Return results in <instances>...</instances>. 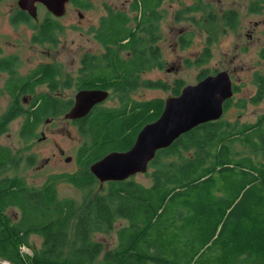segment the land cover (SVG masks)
Here are the masks:
<instances>
[{"label": "trees", "instance_id": "obj_1", "mask_svg": "<svg viewBox=\"0 0 264 264\" xmlns=\"http://www.w3.org/2000/svg\"><path fill=\"white\" fill-rule=\"evenodd\" d=\"M165 1L134 0L133 11L140 15L132 18L125 11L109 8L103 17L96 36L107 48L102 56L86 54L83 58L81 88L114 91L120 95V104H98L85 117L73 120L86 137L77 157L81 169L52 174L39 188L28 186L19 176L0 179V264H264V116L254 123L223 117L205 122L157 152L145 173L149 184L131 176L94 189L99 180L91 172V164L110 151L130 148L143 126L163 111L165 100L161 98L130 96L140 86L167 88L161 80H141L147 70L164 67L159 7ZM71 3L79 8L91 6L87 0ZM201 9V3L187 6L176 20H182L185 12ZM263 10L264 0H250V12ZM109 17L115 19L104 26ZM15 20L35 23L23 10L15 13ZM133 20L136 26H131ZM198 24L206 29L209 41L215 42L217 27L236 29L239 13L235 9L220 15L210 12ZM58 26L55 18L47 19L35 39L55 42ZM124 29L129 32L123 34ZM116 39L119 42L113 41ZM188 43L182 37L181 44ZM124 51L129 52L128 57ZM259 53L264 61V48ZM211 55L207 49L194 63L200 65ZM17 65L13 55L0 58V73L9 74L6 88L13 97L0 114V138L25 113L20 135L29 142L44 118L65 114L74 100L62 101L52 93L58 87L54 65L39 67L35 77L45 71L34 80L32 74L18 76ZM256 80L253 103L264 98V75ZM42 83H48L50 91L35 94L26 108L21 97L34 94ZM183 86V80H178L174 94H180ZM238 89L234 84V91ZM232 98L225 102V111ZM118 144L126 147L115 148ZM239 144L245 147L238 149ZM34 162L30 157L29 163ZM20 163L21 158L0 143V170L17 168ZM58 180L87 189V194L81 201L60 197ZM10 208L19 209L17 219ZM119 220L127 224L117 229V246L105 251L94 236L111 233ZM32 234L43 238L41 248L31 245ZM23 246L33 249V254L25 253Z\"/></svg>", "mask_w": 264, "mask_h": 264}, {"label": "rangeland", "instance_id": "obj_2", "mask_svg": "<svg viewBox=\"0 0 264 264\" xmlns=\"http://www.w3.org/2000/svg\"><path fill=\"white\" fill-rule=\"evenodd\" d=\"M87 1L91 5L89 8H79L69 3L65 15L54 17L59 23L58 32L55 42H48L35 39L40 30L38 23L36 28L28 23L12 24L11 15L18 9L17 0H0V56L16 55L18 76L25 77L29 73L32 74V80L35 79L40 64H53L58 71V87L52 93L62 101L74 100L75 95L82 89L85 75L82 61L85 55L104 54L107 47L100 43L96 34L102 26L103 17L109 14V8L125 11L132 18L140 15V12L133 11L134 0ZM249 2L250 0H166L159 7L163 14L159 23L161 30L159 45L162 48L164 67L147 70L141 80L142 82L161 80L167 88L150 89L140 86L131 92L130 98L166 100L168 97L176 96L173 90L178 80H183L184 86L196 84L207 75L228 70L233 84L239 89L234 93L229 109L224 111L223 118L232 122L238 120V123L257 122L261 116H264V98L257 103L252 101L258 92L256 77L264 75V61L259 53L264 48V10L260 13L250 12ZM198 3L202 4L201 11L185 12L182 20H176L181 9L184 12L187 6H196ZM228 9L238 11L239 25L236 29L217 27L216 33L219 37L215 42H210L206 29L198 24V20L203 15L208 16L210 12L220 15ZM39 16L47 17L49 12L40 8ZM42 17L41 21L44 19ZM113 19L115 18L109 17L104 26ZM136 23L137 21L133 20L131 26H136ZM124 32L123 34H126L129 31L124 29ZM182 37L189 41L187 45L181 44ZM113 41L119 42L117 39ZM207 49L212 54L211 57L200 65L194 63ZM123 53L125 57L129 56L128 51ZM8 79L7 72L0 73V114L13 100L10 91L6 88ZM49 91V86L42 85L37 87L35 94ZM119 96L118 93L110 91V96L104 104L109 107L118 106ZM32 98L31 93H25L21 97L26 108ZM25 119V113L14 119L9 124L8 131L0 138V143L12 149L13 156L17 159L21 158L19 167L0 170V179L19 176L26 180L28 186L39 188L52 174L71 173L81 169L77 157L86 137L79 132L73 120L66 119L64 113L44 118L37 128L36 136L26 142L20 135ZM130 139L132 140L133 136ZM112 146L113 142H110L108 147L112 149ZM121 146L118 144L115 148L126 147ZM244 147L243 144L238 145V149ZM69 156L72 159L67 161ZM30 157L35 159L33 164L29 163ZM135 179L149 184L150 177L145 173H139ZM57 186L60 197H69L78 201L83 200L88 191L64 180H58ZM98 187L100 188L99 181L94 185V189ZM9 213L16 219L19 217V209L10 208ZM124 224H127V221L119 220L114 231L108 234L98 233L94 238L104 244L105 251L114 249L118 243L117 229ZM29 241L36 248H41L43 244V238L36 234L30 235ZM23 251L29 255L33 254V249L28 246H23ZM209 254L207 252L206 256ZM7 263L10 264L8 261Z\"/></svg>", "mask_w": 264, "mask_h": 264}, {"label": "water", "instance_id": "obj_3", "mask_svg": "<svg viewBox=\"0 0 264 264\" xmlns=\"http://www.w3.org/2000/svg\"><path fill=\"white\" fill-rule=\"evenodd\" d=\"M37 2L45 5L54 16L61 17L66 14L70 0H19V6L32 17L38 18ZM234 93L233 79L228 70L207 75L196 84H186L179 95L165 100L159 118L143 126L130 148L110 151L91 164L90 170L98 178L100 188L105 182L125 180L146 173L159 150L169 147L195 127L222 118L225 102ZM109 96V90L81 89L64 117L69 120L81 119ZM71 159L69 156L66 160Z\"/></svg>", "mask_w": 264, "mask_h": 264}, {"label": "flooded vegetation", "instance_id": "obj_4", "mask_svg": "<svg viewBox=\"0 0 264 264\" xmlns=\"http://www.w3.org/2000/svg\"><path fill=\"white\" fill-rule=\"evenodd\" d=\"M17 3H18V9H17V11H19V10H23V11H25V12H27L26 10H24V9H22V8H20V6H19V0H17ZM70 3V2H69ZM37 7H38V18H34V17H32L28 12V14H29V16H31V18H32V21H34L35 22V24H34V26L33 27H37V23L39 24V29L41 28V26H42V24L44 23V22H46V20L47 19H49V18H51V17H55V18H58V17H56V16H54L53 14H52V12L51 11H49L46 7H45V5H43V4H41V3H39V2H37ZM40 8H44L45 10H47V12H49V16H47V17H42V18H44L42 21H41V17L39 16V13H40ZM16 11V12H17ZM11 22H12V24L13 25H16V24H22V23H28V24H32L31 22H30V20L28 21V20H15V13L13 14V15H11ZM38 29V30H39ZM11 55H13V56H15V57H17L16 55H14V54H3L2 56H0V58H3V57H6V56H11ZM18 58V57H17ZM44 65H53V64H50V63H43V64H40L39 65V67H42V66H44ZM39 69V68H38ZM37 69V70H38ZM44 71H45V69H44ZM44 71H42V73H39L36 77H35V79L39 76H42L43 75V72ZM1 73H3V72H1ZM27 75H29V73L27 74ZM27 75H25V76H27ZM42 85H47V86H49L48 85V83H42L41 85H39V87L40 86H42ZM31 96H35V92H34V94L32 95L31 94ZM104 103V102H103ZM136 176V175H135ZM130 178V177H129Z\"/></svg>", "mask_w": 264, "mask_h": 264}, {"label": "bare ground", "instance_id": "obj_5", "mask_svg": "<svg viewBox=\"0 0 264 264\" xmlns=\"http://www.w3.org/2000/svg\"><path fill=\"white\" fill-rule=\"evenodd\" d=\"M67 100H68V99H67ZM67 100H66V101H67Z\"/></svg>", "mask_w": 264, "mask_h": 264}]
</instances>
